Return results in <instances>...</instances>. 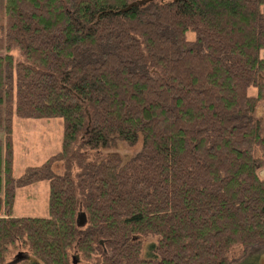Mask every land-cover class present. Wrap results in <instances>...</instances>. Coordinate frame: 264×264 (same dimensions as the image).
<instances>
[{"label":"trees","instance_id":"trees-1","mask_svg":"<svg viewBox=\"0 0 264 264\" xmlns=\"http://www.w3.org/2000/svg\"><path fill=\"white\" fill-rule=\"evenodd\" d=\"M136 1L0 0V264H252L230 249L264 244V0ZM51 118L59 148L15 176L13 119ZM38 181L45 216L14 215Z\"/></svg>","mask_w":264,"mask_h":264},{"label":"rangeland","instance_id":"rangeland-1","mask_svg":"<svg viewBox=\"0 0 264 264\" xmlns=\"http://www.w3.org/2000/svg\"><path fill=\"white\" fill-rule=\"evenodd\" d=\"M1 53V52H0ZM264 55V52H263ZM249 93H253L252 89H249ZM255 117L264 115V101L260 102L255 111ZM61 126L57 118H51L49 120L44 119H13L12 125V146H13V174L15 176L20 175L26 167L36 166L43 162L48 156L53 154L58 148L60 143ZM2 136L0 131V137ZM139 143L133 146H126L119 143L115 149L111 151H117L120 154L130 155L137 151ZM108 150L101 151L102 153ZM55 171H61V166L56 165ZM261 176H264V168L259 171ZM48 196V184L46 181H38L33 184L26 185L16 191L13 214L17 216H45V206ZM144 253L149 252L148 244L151 238L144 239ZM22 250V249H21ZM15 249H10L6 254L7 260L12 258V254L16 253ZM29 253V252H28ZM30 254V253H29ZM232 258V262H237L241 258L248 259L252 264H264V244L259 246H253L246 249L244 254H240V247H232L229 251ZM22 256L17 260V263L31 264L29 255ZM241 256V257H240ZM96 254L93 255L94 260ZM75 264H92V260H86L74 257ZM243 264H248L244 260Z\"/></svg>","mask_w":264,"mask_h":264},{"label":"water","instance_id":"water-1","mask_svg":"<svg viewBox=\"0 0 264 264\" xmlns=\"http://www.w3.org/2000/svg\"><path fill=\"white\" fill-rule=\"evenodd\" d=\"M147 0H137L136 2H133V3H131V4H129L125 9H127L129 6H131V5H134V4H143V3H145ZM83 220H84V217H83V213H79V215H78V223H82L83 222ZM21 253L19 252V251H17L16 253H15V255L16 256H21L20 255Z\"/></svg>","mask_w":264,"mask_h":264}]
</instances>
